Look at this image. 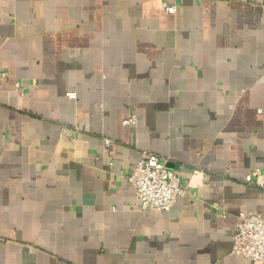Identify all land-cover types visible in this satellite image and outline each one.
<instances>
[{
    "label": "crops",
    "instance_id": "crops-1",
    "mask_svg": "<svg viewBox=\"0 0 264 264\" xmlns=\"http://www.w3.org/2000/svg\"><path fill=\"white\" fill-rule=\"evenodd\" d=\"M143 153L187 187L167 212ZM254 169L264 0H0V264H264L232 253Z\"/></svg>",
    "mask_w": 264,
    "mask_h": 264
},
{
    "label": "built area",
    "instance_id": "built-area-1",
    "mask_svg": "<svg viewBox=\"0 0 264 264\" xmlns=\"http://www.w3.org/2000/svg\"><path fill=\"white\" fill-rule=\"evenodd\" d=\"M166 13L174 14L175 7L163 4ZM74 93H68V99H75ZM262 113V110H259ZM136 124L135 117L122 122L129 127ZM106 149L113 146L109 139L104 140ZM163 158L143 153L134 170L126 176L127 183L135 190L141 211H169L178 199L185 197L187 187L180 182L178 172L169 170ZM248 187L264 191V169L251 170L244 179ZM232 253L256 263L264 260V214L240 213L232 234Z\"/></svg>",
    "mask_w": 264,
    "mask_h": 264
}]
</instances>
